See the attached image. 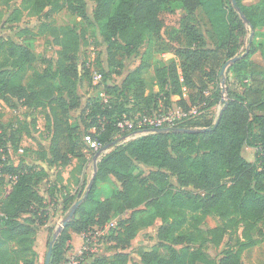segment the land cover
I'll use <instances>...</instances> for the list:
<instances>
[{
  "label": "trees",
  "instance_id": "obj_1",
  "mask_svg": "<svg viewBox=\"0 0 264 264\" xmlns=\"http://www.w3.org/2000/svg\"><path fill=\"white\" fill-rule=\"evenodd\" d=\"M92 1L97 3L93 16L86 0H22V5L9 15V25L20 23L25 12L46 22L37 34L29 26H17V35L24 36L21 42L0 35V98H12L15 106L19 104L31 111H46L50 166H65L77 159L85 168L89 162L86 150L92 158L96 154L85 142V136L93 129V136L103 147L117 142L97 162L92 190L75 213L80 217L74 215L60 234L50 264H67V244L72 234L103 228L114 217L119 219L108 240L117 246L129 244L141 230L161 221L158 243L151 249L141 248L140 260L134 264H244V253L264 240V66L248 62L255 50L250 26L254 31L264 28V0H257L254 5L236 0L237 8L232 0H175L184 5L190 16L201 7L212 17H222L227 29L219 42L212 45L209 31L203 32L193 24L187 25L184 32L175 30L174 35H183L186 43L176 49L181 62L152 66L149 49L141 65L120 84L111 83L113 74L120 75L124 67L120 56L138 55L142 45L160 36L161 7L170 0ZM63 9L81 17L87 25L96 26L102 37L108 68L98 73L102 79L95 82L97 96L85 102L80 87L85 80L92 85L95 75L90 78V68L80 64L78 53L85 36L73 26L50 29L60 46L58 59H44L43 71L23 83L28 67L39 60L32 40L46 34L48 23ZM242 46L249 52L247 57L237 60L226 75L222 74ZM151 67L157 91L148 93L139 77ZM185 90L191 91L188 97ZM174 97L179 100L174 101ZM219 105L216 118L203 116L198 126L187 120L173 128L208 129L205 132L136 136L138 131L147 129L121 133L118 128L124 118L152 116L174 106L184 111L197 108L198 114L205 109L210 114ZM23 134L4 125L0 117V181L4 182L7 175L11 179V191L0 202V260L9 254L15 260L13 264H36L35 237L50 213L46 197L39 192L47 172L10 161V147L17 151ZM121 136L129 140L123 143ZM245 147L256 150L254 161L244 157ZM138 169L141 174L135 173ZM98 182L113 185L111 197L95 198ZM48 196L54 204V189L49 190ZM60 199L66 208L71 207L72 198L68 195L61 194ZM126 212H131V216L122 218ZM210 216L218 218L220 225L202 229L200 225ZM227 234L229 241L219 258H213L209 246L220 248ZM162 249L168 251V257L162 255ZM114 258H97L94 264L130 261L124 252Z\"/></svg>",
  "mask_w": 264,
  "mask_h": 264
},
{
  "label": "rangeland",
  "instance_id": "obj_2",
  "mask_svg": "<svg viewBox=\"0 0 264 264\" xmlns=\"http://www.w3.org/2000/svg\"><path fill=\"white\" fill-rule=\"evenodd\" d=\"M86 1L89 12L93 16L97 8V3L92 0ZM256 2L257 0L245 1L247 5H254ZM21 5L22 0H0V35L13 37L17 42H21L24 39V36L23 38H21L17 35V26H29L31 27V31L37 34L39 27L46 22L45 19L35 16L31 17L28 15V12H25L24 17L22 18V21L20 23L9 25L7 23L9 15L14 11V9L20 7ZM233 6L237 8V3ZM187 11L188 10L182 3L175 0H170L169 4L162 6L161 19L163 21V27L160 36L157 37L153 42H147L142 45L139 49L138 55L135 54L129 58L120 56L124 67L122 68L120 75L113 74L111 83L120 84L129 72L134 71L138 66L141 65L143 57L146 55V52L149 49L152 51V66L155 64H169L170 62L175 60L181 62L180 59L176 56V49L185 47L186 43L185 41H183L184 36H175L174 31L181 30V32H184V29L187 25L193 24L200 27L203 32L209 31V41L212 45H214L216 42H219L221 34L227 29V23L222 19V17H219L217 15H214V17H212L211 15H208L205 11H203L201 7H199L196 13L192 16H190L189 12ZM48 24L50 28L48 29L46 34L41 36L37 35L32 40L34 44V50L38 55L39 60L28 67L25 75V80L23 82L24 84L28 83V81L33 78L36 72L43 71L44 65L42 61L44 59L50 58L54 61L58 59L60 46L57 45L55 37L51 34L50 29L52 28L73 26L85 36V41L81 47L80 52L78 53V56L80 64L82 65L85 63L87 69L90 68V78L95 74L100 73L102 68H108L104 59L102 37L96 26L87 25L81 17L74 16L64 9L55 16L54 21ZM251 38L255 50L249 56L248 62L264 66V28H258L257 30H255ZM245 49L246 48L242 46L236 54V57H239L240 59L245 56L247 57L249 52H247ZM240 59H238V61ZM229 67L230 66L225 69L223 73L224 75L227 74ZM106 70L112 71L111 69ZM230 74L233 73L230 72ZM139 80L145 82L146 91L148 93L157 91L156 80L152 67L144 70L140 75ZM96 84L97 83H95L93 78L92 85H90L89 82L85 80L84 84L80 87V94L83 97V102H85L88 98L97 96L99 90L95 88ZM222 86L223 88L226 86L225 80H223ZM190 92L191 91L189 90H185V95L188 97ZM207 95H210V93L208 92ZM223 99H225V97ZM178 100L179 99H176V101ZM15 105L16 102L12 98L10 99V101L0 98V117L3 124L24 132L20 140L19 149L17 151H13V149L10 147V161H12L14 165L24 163L25 165L36 166L38 170L43 168L47 172L45 182L39 186V192L44 197H46L49 203V220L44 226L38 227L35 237V250L38 254L36 264H45L49 244L52 241L54 234L61 228L63 221L70 213L72 207L78 202H82L80 204L81 206L86 201L85 196L92 184L94 175L97 172V162L99 161V159L96 161L95 158H92V153L87 152L86 150L85 153L87 155V158L89 159V162L87 166H85V168L81 166V161L77 159L71 160V163L65 166H50L47 162L50 151V136L46 130V111H31L26 109L25 107L19 106V104L17 106ZM220 109L221 105L212 109L210 111V114L209 112L205 111V109H203L201 111V114L192 116L190 120L193 122V126H198L204 119L203 116H211L213 118H216ZM27 132H30V135H27ZM136 134L137 133H135V135ZM121 138L124 137L121 136L120 139ZM126 140L128 141L129 139L126 138ZM121 141L123 143L126 142L123 140ZM243 155L248 161H254L256 150L245 147ZM1 159H4V155H2ZM143 170L145 172H149V169L143 168ZM135 173L141 174V170L138 169ZM4 178V182L0 181V202H2L6 195L11 191L10 177L7 175L4 176ZM112 180L118 186H120V184L114 177L112 178ZM53 184H57V187H52ZM51 189H54V192L56 193L54 204L51 203L48 196V192ZM60 189L62 190V192H57ZM113 189V185L109 182H98L95 192V198L98 200H105L112 196ZM61 194H65L66 196L68 195V197L72 198L70 208H66L63 204L62 199H60ZM131 214V212H126L121 217L129 218ZM75 217L79 218L80 215L75 214ZM118 219L119 217L112 218L110 222H113L114 226H110V230H108L106 234L101 237L100 235H97L100 252L96 255L82 256L81 249L84 242L83 234H72L67 244L68 246H70L67 252V264H94V261L97 258H104L108 261H114V256L118 252L127 253L130 260L128 264H134L136 262H139L140 260L139 251L141 248L144 247L146 249H151L158 243L157 233L161 225L160 220H158L151 227L141 230L129 244H126L124 246H117L115 242H111L108 240V234L115 227ZM111 223H109V225ZM219 225L220 223L218 218L210 216L207 218L206 222L201 224L200 226L202 229L207 230L209 228H215ZM239 231L241 232V230ZM228 241L229 236L227 234L220 248L213 245L209 246V254L213 258L218 259L221 250ZM12 248H14V246H12ZM161 253L164 257L169 256L168 251H166L165 249H162ZM12 258V256H9V254H7L4 259L0 260V264H13V261L15 260L12 261ZM19 262L22 263L21 258H19ZM243 262L244 264H264V240H260L258 246L244 253Z\"/></svg>",
  "mask_w": 264,
  "mask_h": 264
},
{
  "label": "built area",
  "instance_id": "obj_3",
  "mask_svg": "<svg viewBox=\"0 0 264 264\" xmlns=\"http://www.w3.org/2000/svg\"><path fill=\"white\" fill-rule=\"evenodd\" d=\"M102 79L100 74H95L94 81L99 82ZM104 97V102L107 103L108 99L102 94ZM198 114L197 108H192L189 111H184L182 109H171L169 111H163L162 113H155L152 116L145 115L142 117H136L135 120L124 118L119 122L118 128L121 130V133L126 132L127 130L136 129H161V128H175L182 122L190 120L192 116ZM96 133V129H93L91 133L85 136V142L87 143L89 149L95 153H97L101 148H103L102 144L99 142L97 138L93 136ZM110 226H114L113 222L109 225H106L103 228L95 229L88 233H83V246L81 249L82 256L86 255H96L99 254V244L97 235L103 236L106 234L108 230H110ZM96 236V238H95ZM97 239V240H96Z\"/></svg>",
  "mask_w": 264,
  "mask_h": 264
},
{
  "label": "water",
  "instance_id": "obj_4",
  "mask_svg": "<svg viewBox=\"0 0 264 264\" xmlns=\"http://www.w3.org/2000/svg\"><path fill=\"white\" fill-rule=\"evenodd\" d=\"M233 5L236 4V0H232ZM243 20L246 21V18L242 15ZM250 29L252 31V34L254 33V28L252 26H250ZM252 36V35H251ZM240 59L239 57H235L233 59H231L230 61L227 62V64L224 66L223 70H222V74L224 73L225 69L228 66H231L232 64H234L235 62H237V60ZM208 129H185V128H177V129H173V128H161V129H147V130H140L137 132L136 136H143V135H148L151 133H171V132H179V133H199V132H205ZM120 140L123 141H127L126 138H121ZM117 142H113L110 143L106 146H104L103 148H101L96 154H95V160L97 161L98 159H100L104 154H107L108 151H110L112 148H114L116 146ZM96 177V174L94 175V178ZM93 181V180H92ZM91 186L89 187L85 199H87V197L89 196V193L91 191ZM82 202H78L76 203L72 209L70 210V213L68 214V216L65 218V220L62 223L61 228L56 231V233L53 236L52 241L49 244V249L46 255V262L45 264H50L51 263V258H52V253H53V247L54 244L56 243V241L58 240L60 234L63 232V230L65 229V227L67 226V224L69 223V221H71V219L74 217L78 207L80 206Z\"/></svg>",
  "mask_w": 264,
  "mask_h": 264
},
{
  "label": "crops",
  "instance_id": "obj_5",
  "mask_svg": "<svg viewBox=\"0 0 264 264\" xmlns=\"http://www.w3.org/2000/svg\"><path fill=\"white\" fill-rule=\"evenodd\" d=\"M174 99V98H173ZM176 99H179V97H175V99H174V101H176ZM173 109H175V110H177V109H180L178 106H174V108Z\"/></svg>",
  "mask_w": 264,
  "mask_h": 264
}]
</instances>
